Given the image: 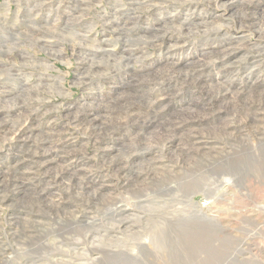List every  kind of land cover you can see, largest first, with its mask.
<instances>
[{"label": "rangeland", "instance_id": "obj_1", "mask_svg": "<svg viewBox=\"0 0 264 264\" xmlns=\"http://www.w3.org/2000/svg\"><path fill=\"white\" fill-rule=\"evenodd\" d=\"M263 166L264 0H0V264H264Z\"/></svg>", "mask_w": 264, "mask_h": 264}, {"label": "bare ground", "instance_id": "obj_2", "mask_svg": "<svg viewBox=\"0 0 264 264\" xmlns=\"http://www.w3.org/2000/svg\"><path fill=\"white\" fill-rule=\"evenodd\" d=\"M151 37V36H150ZM231 58V57H230ZM137 77V76H136ZM133 78V77H132ZM132 78H131V80H132ZM143 80V79H142ZM139 81H141V80H139ZM130 84V83H129ZM128 84V85H129ZM227 90H228V88H227ZM125 93V92H124ZM126 96V95H125ZM127 98V97H126ZM125 98V99H126ZM162 98V97H161ZM166 98H167V96H166ZM261 98V97H260ZM130 99V98H129ZM132 99V98H131ZM141 99V98H140ZM136 101V100H135ZM134 102V101H133ZM132 102V103H133ZM140 102V101H139ZM147 102V101H146ZM137 103V102H136ZM108 104V103H107ZM152 105V104H151ZM167 105V104H166ZM99 107V106H98ZM103 107V106H102ZM125 107H127V106H125ZM91 108V107H90ZM112 108V107H111ZM92 109V108H91ZM88 110V109H87ZM94 114V113H93ZM131 114H133V113H131ZM144 114H147V113H144ZM78 115V114H77ZM101 115V114H100ZM104 115V114H103ZM130 116V115H129ZM141 116V115H140ZM104 117V116H103ZM146 117H147V115H146ZM25 118V117H24ZM102 118V117H101ZM105 118H108V117H105ZM137 118H139V115L137 116ZM26 119V118H25ZM24 119V120H25ZM28 119H30V118H28ZM144 119V118H143ZM137 120V119H136ZM142 120V119H141ZM146 120L147 121H145V122H148L149 124L150 123H152V118H149V117H147L146 118ZM26 121L27 120H25V123H26ZM80 121H81V123L82 124H84V125H88L89 127H91V128H104V124H103V121H105V119H102V120H99L98 119V115H96V116H94V117H91V118H89V119H86V118H83V117H81L80 118ZM144 121V120H143ZM160 122H162V121H160ZM106 123H107V121H106ZM23 124V123H22ZM153 125L152 126H155V125H158L159 126V129H160V132L161 131H163V129L165 130V132H166V129H167V126H165L166 124L165 123H159L157 120L156 121H154L153 123H152ZM155 124V125H154ZM87 126V127H88ZM20 129V128H19ZM16 132V131H15ZM18 132V131H17ZM21 132H23V130L21 131ZM101 132V131H100ZM170 132V131H169ZM171 133V132H170ZM14 134V133H13ZM21 134V133H20ZM176 136V135H175ZM31 137V136H30ZM174 138V135L172 134L171 136H169V133H168V138ZM23 138V137H22ZM27 139H28V137H27ZM167 139V138H166ZM55 143V142H54ZM22 144V143H21ZM194 144V143H193ZM147 146V145H146ZM46 147V146H45ZM47 148H48V146H47ZM201 148V147H200ZM52 149V148H51ZM58 150V149H57ZM57 150L54 152V154L52 155V157H51V155L49 156V159H47L46 161H48V162H46V163H49V162H51V161H53V159H55V158H57ZM143 152V151H142ZM46 153V152H45ZM228 153V152H227ZM43 154V153H42ZM149 155H151V153L149 154ZM166 156V155H165ZM163 158V157H162ZM236 159V160H235ZM234 159V162L233 163H235V166L236 167H240V163L238 162V161H240V159L238 158V157H236ZM111 161H112V159H111ZM43 163V162H42ZM257 164V163H256ZM44 165V164H43ZM57 165V164H56ZM155 166V165H154ZM162 166V165H161ZM46 167H49V164H47L46 165ZM122 167V166H121ZM163 167V166H162ZM51 168V167H50ZM122 168H124V167H122ZM122 168H116V171L117 172H119V171H121L122 170ZM48 169V168H47ZM53 169V168H52ZM258 169V168H257ZM50 170V169H49ZM253 170V172H255V176L256 177H258V175H259V177H260V180H258L257 182H256V184H252V182L251 183H247L248 184V187H250V189H247V191L248 190H250V192H253V194H251V202H254V201H256L257 199H259L260 198V196H261V194H263L262 192H263V190H264V166L261 168H259V170H256V169H252ZM256 170V171H255ZM258 171H259V174H258ZM72 172V171H71ZM116 172V173H117ZM75 173V172H74ZM254 174V173H253ZM171 176V175H170ZM176 176V175H175ZM171 178V177H170ZM173 178V177H172ZM171 178V179H172ZM180 179H181V177H180ZM184 179V178H183ZM182 179V180H183ZM190 179V178H189ZM201 179V178H200ZM252 179H253V177H252ZM251 179V180H252ZM196 180V179H195ZM210 179H208V181H209ZM70 181V180H69ZM194 181V180H193ZM197 181V180H196ZM179 182H180V180H179ZM198 182V181H197ZM200 182H201V180H200ZM204 182V181H203ZM211 183V182H210ZM82 185V184H81ZM242 186V185H241ZM180 187V186H179ZM203 184H202V182L201 183H199V184H196V183H194V182H189L188 184H187V188L186 189H188V190H191V193H192V191H194V190H197V189H200V190H203ZM247 186L245 187V188H248ZM97 189V188H96ZM244 189V188H243ZM183 190V189H182ZM185 191V190H184ZM41 192V195H42V197L44 198V199H49V197L50 198H52V195L51 194H47L46 195V191L45 190H41L40 191ZM187 193V192H186ZM246 193H248V192H246ZM185 194V193H184ZM180 195V194H179ZM248 195V194H247ZM182 196V195H181ZM250 196V195H249ZM248 196V197H249ZM245 199V198H244ZM46 201V200H45ZM247 201V200H246ZM249 203V202H248ZM173 205V204H172ZM246 205V204H245ZM175 207V206H174ZM124 209L121 207V206H119V205H115V208H114V211H115V213L116 212H118V214L119 213H122V212H124L123 211ZM177 211V210H176ZM238 217V216H237ZM257 217L258 216H256V214H254V213H249V216L248 217H244L245 219L243 220L244 222H246L245 224L247 225V226H249V228H248V232H249V230L250 231H252L253 230V232L254 233H257V234H259L258 236L259 237H262L263 238V240H261L262 242L264 241V221L263 220H260V221H258L257 220ZM118 218V217H117ZM127 219V218H126ZM169 219V218H168ZM167 219V220H168ZM173 219H174V217L172 218V221H173ZM259 219H260V217H259ZM122 220V219H121ZM213 220H215V219H213ZM117 221V220H116ZM180 221V220H179ZM178 221V222H179ZM206 221V220H205ZM209 221H211V220H209ZM208 221V222H209ZM221 221V220H220ZM219 221V222H220ZM118 222V221H117ZM154 222V221H153ZM208 222L206 223V226L208 225ZM213 222V221H212ZM211 222V223H212ZM216 222V221H215ZM243 222V223H244ZM119 223V222H118ZM117 223V224H118ZM200 223H202V222H200ZM217 223V222H216ZM223 223V222H222ZM222 223L221 224H219L218 223V226H219V231H221V233L223 234H229L230 236H228L229 237V239L231 240V238L233 237V235H236V234H233L234 232H232V231H234V230H228V228L226 229L225 227H223L222 226ZM231 223V222H230ZM229 223V224H230ZM233 223V222H232ZM237 223V222H236ZM152 224V223H151ZM154 224V223H153ZM195 224V223H194ZM193 224V225H194ZM196 224H198V222L196 223ZM205 224V223H204ZM214 224V223H213ZM228 224V223H227ZM234 224H235V221H234ZM129 225V224H128ZM224 225V224H223ZM237 224H235V226H236ZM125 226V225H124ZM197 226V225H196ZM195 226V227H196ZM205 226V225H204ZM239 226H240V224H239ZM115 227V226H114ZM173 227H175L174 225H173ZM181 227V226H180ZM179 227V228H180ZM183 227V226H182ZM203 227V226H202ZM212 227V226H211ZM230 227V226H229ZM152 228V227H151ZM157 228V227H156ZM178 228V227H177ZM208 228V227H207ZM233 228V227H232ZM235 228H237V227H235ZM247 228V227H246ZM154 229V228H153ZM182 229V228H181ZM201 229V228H200ZM204 230H205V227L203 228ZM230 229V228H229ZM179 230V229H178ZM183 230V229H182ZM182 230H180V232L182 231ZM209 230V229H208ZM243 230V229H242ZM152 231V230H151ZM207 231V230H206ZM215 231V230H214ZM183 232V231H182ZM218 232V231H217ZM235 232L237 233V231L235 230ZM156 233V232H155ZM209 233H211V230H210V232ZM214 233V232H213ZM180 234V233H179ZM185 234V233H184ZM203 234V233H202ZM243 234V233H242ZM245 234V233H244ZM252 234L253 233H251V236H252ZM256 234V235H257ZM152 235V234H151ZM154 235V234H153ZM180 235H182L183 236V233H181ZM219 236H220V234H218ZM187 236V235H186ZM203 236V235H202ZM209 235H208V233H207V236H206V240L209 242V238L207 239V237H208ZM219 236L217 237V238H219ZM224 236V235H223ZM237 236H239L238 234H237ZM245 236V235H244ZM255 236V235H254ZM113 237V236H112ZM151 237H153V236H151ZM178 237H180V236H178ZM185 237V236H184ZM225 237H226V235H225ZM231 237V238H230ZM239 237H241V235L239 236ZM246 237H248V236H246ZM155 238V237H154ZM154 238H152V239H154ZM156 238H157V236H156ZM186 238V237H185ZM256 238V237H255ZM159 239V238H158ZM216 239V238H215ZM214 238H213V240H215ZM253 239V238H252ZM92 240H93V238H92ZM115 240V239H114ZM202 240H204V238H202ZM216 240H218V242H219V239H216ZM220 240H222V239H220ZM225 240V239H224ZM247 239H245V238H243V237H241V238H236V237H234V247H231V249H230V251L228 252V251H224V250H221V251H219L220 253H221V257L219 258V259H221V258H223L224 256H222V254H224L225 252L227 253V256L226 257H224V259H222V261H225L226 260V258H227V260L231 263V264H242L245 260H241L239 257H238V254L240 253V257L242 258V256L243 255H245V254H247V255H250V254H256V255H260L261 254V247H260V245L257 243V242H251V241H246ZM226 241V240H225ZM232 241V240H231ZM231 241H229V242H231ZM118 242V241H117ZM184 242V241H183ZM214 242V241H213ZM222 242V241H221ZM227 242V241H226ZM185 243V242H184ZM153 244H154V241H153ZM198 244H200V243H198ZM211 244H212V242H211ZM214 244V243H213ZM215 244H217V243H215ZM231 244H232V242H231ZM219 245V244H218ZM222 245H223V242H222ZM233 245V244H232ZM201 246H205V245H201ZM200 246V248L198 249L196 246H195V248H197L198 249V251L201 249V248H203V247H201ZM224 246V245H223ZM192 247V246H191ZM195 248H193V250L192 251H194V249ZM206 248H207V246H206ZM211 248V247H210ZM215 248L216 247H214V250H215ZM219 248V247H218ZM117 249V248H116ZM119 249V248H118ZM122 249V248H121ZM192 249V248H191ZM191 249H189V250H191ZM212 249V248H211ZM220 249V248H219ZM223 249V248H222ZM189 250H188V252H189ZM196 250V249H195ZM205 250V249H204ZM213 250V251H214ZM216 250H217V248H216ZM120 251V250H119ZM187 251V250H186ZM198 251H196V252H194V253H196L197 254V252ZM213 251H211V253H213ZM202 252V251H201ZM203 252H205V251H203ZM202 252V253H203ZM262 252H264V250L262 251ZM119 253V252H118ZM194 253H192V254H194ZM199 253V252H198ZM201 253V254H202ZM211 253H210V255H211ZM219 253V254H220ZM85 254V253H84ZM206 254V253H205ZM215 254H216V252H215ZM208 255V254H207ZM214 255V254H213ZM82 256V255H81ZM206 256V255H205ZM215 258H216V256H215ZM217 259V258H216ZM244 259H246L245 258V256H244ZM204 260V259H203ZM207 260V259H206ZM218 260V259H217ZM247 260V259H246ZM50 262V261H49ZM211 262V261H210ZM209 262V263H210ZM206 263V262H205ZM215 263V262H214ZM48 264H50V263H48ZM51 264H53V263H51ZM81 264V263H80ZM216 264V263H215ZM219 264H221V260H220V263ZM226 264V263H225ZM228 264V263H227Z\"/></svg>", "mask_w": 264, "mask_h": 264}]
</instances>
